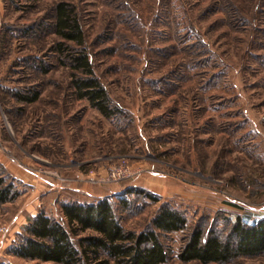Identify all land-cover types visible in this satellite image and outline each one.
Returning a JSON list of instances; mask_svg holds the SVG:
<instances>
[{
  "label": "rangeland",
  "instance_id": "1",
  "mask_svg": "<svg viewBox=\"0 0 264 264\" xmlns=\"http://www.w3.org/2000/svg\"><path fill=\"white\" fill-rule=\"evenodd\" d=\"M59 2L75 8L93 72L119 111L115 117L77 99L71 71L57 61L53 46L60 39L50 25ZM26 92L37 93V101L20 103L17 95ZM0 156L17 169L18 176L0 163L20 193L0 206V264H50L6 253L35 194L40 206L34 210L62 222V202L109 198L121 225L134 231L166 202L189 226L199 221L221 237L236 217L259 220L264 0H43L32 6L0 0ZM122 160L141 170L138 179L116 186L87 181L91 172L105 173ZM37 169L51 178L30 171ZM14 176L31 184L36 179L37 193ZM175 186L183 191L169 195L166 189ZM74 188L101 197H74ZM131 188L158 201L127 193L125 208L119 196ZM182 237H168L165 264H200L178 260ZM228 264H264V254Z\"/></svg>",
  "mask_w": 264,
  "mask_h": 264
},
{
  "label": "trees",
  "instance_id": "2",
  "mask_svg": "<svg viewBox=\"0 0 264 264\" xmlns=\"http://www.w3.org/2000/svg\"><path fill=\"white\" fill-rule=\"evenodd\" d=\"M22 1L32 6L43 0ZM53 11L50 27L60 39L53 51L58 63L71 71L70 85L76 98L87 101L107 119L115 117L119 111L93 72L75 8L59 2ZM28 93L18 94L17 100L23 104L36 102L38 94ZM127 193L142 194L153 204L158 201L152 194L131 188L119 196L125 208L129 206L124 200ZM19 196L13 179L0 166V206ZM60 213L63 222L43 210L28 218L7 248V255L50 264H165L171 252L166 241L175 233L183 234L177 254L182 263L228 264L264 254V216L251 224L236 217L229 232L221 237L216 230L203 228L199 221L189 226L185 214L167 202L140 231L121 225L109 198L92 203L65 201L60 204Z\"/></svg>",
  "mask_w": 264,
  "mask_h": 264
},
{
  "label": "built area",
  "instance_id": "3",
  "mask_svg": "<svg viewBox=\"0 0 264 264\" xmlns=\"http://www.w3.org/2000/svg\"><path fill=\"white\" fill-rule=\"evenodd\" d=\"M38 160L37 158H34ZM39 161V160H38ZM35 176H38V174L48 175L52 176V173H42L41 170H30ZM141 175V170H135L132 168L131 165H129V162L127 160H122L118 164L113 165L108 170H106L105 173H93L89 174L87 181L90 184H95L99 186H116L119 183L135 180L138 179ZM57 177V176H55ZM59 178V177H57ZM50 182V181H49ZM63 185L66 182H61ZM51 187H59L55 184L49 183ZM69 187V186H68ZM70 188V187H69ZM5 233V228L1 227L0 225V235H3Z\"/></svg>",
  "mask_w": 264,
  "mask_h": 264
},
{
  "label": "crops",
  "instance_id": "4",
  "mask_svg": "<svg viewBox=\"0 0 264 264\" xmlns=\"http://www.w3.org/2000/svg\"><path fill=\"white\" fill-rule=\"evenodd\" d=\"M7 160H5V158H2V156H0V163H2V164H4L7 168H9L10 170L12 169V170H14L16 173H17V176H18V172L16 171L17 169L16 168H14V167H9L6 163H8V162H6ZM13 166V165H12ZM20 169V168H19ZM11 170V172L13 173V171ZM21 171H23L22 169H21ZM24 172V171H23ZM25 173V172H24ZM14 174V173H13ZM14 175H16V174H14ZM25 175H27L26 173H25ZM17 176H14L16 179H19L21 182H24L25 184L27 183L29 186H31L32 188H34L33 189V191L35 192V193H37L36 192V190H35V185H34V182H35V180H33V179H31L32 181H34V182H32V184H31V182H29L28 180H27V182L26 181H24L23 180V178H21V177H17ZM30 178V177H29ZM41 181V180H40ZM43 181V180H42ZM41 181V182H42ZM44 182V181H43ZM48 185H49V183L50 182H48V181H45ZM50 191H52V189L50 190ZM166 191H168V194L169 195H179V194H181V191H183V189L182 188H180V187H174V188H170V189H166ZM34 193V194H35ZM71 195H73L74 197L76 196V195H90L89 197H96V198H99V197H101V196H97V195H99V194H93V192H91V190L90 191H85L83 188H74V189H72L71 190ZM45 195V194H44ZM41 197H43V196H41ZM39 199H40V196H37V194H35V195H33V196H31L30 197V199H29V201H30V203L28 204V206H26L24 209L25 210H27V208H29L30 210H29V217H33V216H35L39 211H37V210H34V208H36L37 206L39 207L40 206V204H39ZM36 203V204H35ZM24 210V211H25ZM34 211V212H33ZM33 212V213H32ZM28 217V218H29ZM26 222H27V219H25V222H23V225H25L26 224Z\"/></svg>",
  "mask_w": 264,
  "mask_h": 264
}]
</instances>
